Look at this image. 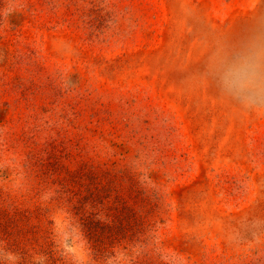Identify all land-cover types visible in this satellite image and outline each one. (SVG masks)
I'll list each match as a JSON object with an SVG mask.
<instances>
[{"label":"rangeland","instance_id":"obj_1","mask_svg":"<svg viewBox=\"0 0 264 264\" xmlns=\"http://www.w3.org/2000/svg\"><path fill=\"white\" fill-rule=\"evenodd\" d=\"M242 49L264 0H0V264H264Z\"/></svg>","mask_w":264,"mask_h":264},{"label":"clouds","instance_id":"obj_2","mask_svg":"<svg viewBox=\"0 0 264 264\" xmlns=\"http://www.w3.org/2000/svg\"><path fill=\"white\" fill-rule=\"evenodd\" d=\"M264 66V50H240L222 61L219 68L220 85L224 91L241 103L253 104L257 94H264V82L261 81L259 69ZM5 241H0V246ZM14 261H20L19 253L9 251Z\"/></svg>","mask_w":264,"mask_h":264}]
</instances>
